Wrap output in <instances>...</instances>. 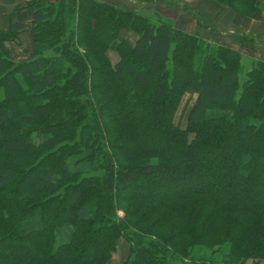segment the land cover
I'll use <instances>...</instances> for the list:
<instances>
[{"label":"trees","instance_id":"obj_1","mask_svg":"<svg viewBox=\"0 0 264 264\" xmlns=\"http://www.w3.org/2000/svg\"><path fill=\"white\" fill-rule=\"evenodd\" d=\"M12 16L0 29V264H106L121 237L125 264L264 259L263 59L241 84L238 48L104 0H28ZM29 22L31 55L16 60L7 42Z\"/></svg>","mask_w":264,"mask_h":264},{"label":"rangeland","instance_id":"obj_2","mask_svg":"<svg viewBox=\"0 0 264 264\" xmlns=\"http://www.w3.org/2000/svg\"><path fill=\"white\" fill-rule=\"evenodd\" d=\"M105 1V0H104ZM217 2H219L218 0H215ZM109 2V1H108ZM170 3H173L175 5H177L180 8V13H181V17H175V18H169L165 15H163L165 18H167V20H169L171 22V24L174 27L177 28H181L183 30L192 32L191 29H198V31H194V32H198L199 34H201L203 37L205 36H209L212 37L213 40L212 42L214 43H220V44H224L227 46H231V47H236L239 50H241L244 54V57L242 59V64L240 67V83L243 84V82L246 80L247 78V73L250 69H252L254 62L257 61L258 59H263L264 60V55L261 53L259 54L257 50V47L262 45L260 43H255L254 41H244L245 39L243 38V30L239 29V28H232L235 27L234 25H230V26H226L224 29H220V28H212L211 29H207L206 30V21L204 20V16L200 11H197L192 5V2L190 1H186V0H169ZM220 4H222L221 2H219ZM223 5V4H222ZM225 6V5H223ZM227 7V6H225ZM229 9H231L230 7H228ZM233 10V9H231ZM230 10V11H231ZM139 11V10H138ZM234 12L242 15L241 13L233 10ZM141 12V11H140ZM155 11H149L148 15L154 13ZM143 13V12H142ZM145 14V13H144ZM230 18L234 19V17L232 15H229ZM243 16H247V15H243ZM156 17V16H153ZM251 17V16H250ZM155 19V18H154ZM157 20V18L155 19ZM28 26L31 29L32 26V22L28 23ZM219 27V26H218ZM124 30V31H123ZM121 32V39L125 38L126 39H130L129 33H132L131 30H127V29H123ZM203 33V34H202ZM21 35L18 37L17 40L15 41H8L7 44L9 45L10 48H12L10 45H15V44H21L22 39H21ZM255 36V35H254ZM257 37V36H255ZM206 38V37H205ZM258 38V37H257ZM210 40V39H208ZM211 41V40H210ZM32 50H27L25 55L23 56H15V54H13L12 49H11V53L13 55V58L16 60H20V59H28V57L31 55ZM110 60L112 61L113 64H115L116 62L119 61L120 59V55L118 54L117 51L115 50H108L107 52ZM26 57V58H25ZM198 98V89L195 87H190L187 92L185 93L183 100L177 110L176 116H175V123L176 124H180L182 128H186L188 125V115L189 112L191 111V109L193 108L196 100ZM194 137V134L191 133L190 134V138L192 139ZM166 140L164 142V145H166ZM195 179V184H198V180ZM167 188L161 189L159 191V193L161 195H164L166 192ZM143 190H139L137 189V187L132 188L130 190V192L134 193V192H139V193H144L142 192ZM222 200L224 199L225 201H230L233 199H239V196H233V194H230V196H223L221 198ZM123 211L119 210L118 212V216H123ZM14 246L21 248L29 253H31L32 255H37L36 254V249H34V246H31L28 248V245L26 247L25 243H15ZM22 246V247H21ZM131 251H132V242H130L126 237H121L118 240L117 243V249L116 251H114L112 253V257L110 258V260L106 263V264H125L126 261L130 258L131 256ZM15 255H18L16 253L15 248H13L12 250V254L10 253V255H8L9 259L15 258ZM16 259V258H15ZM13 259V260H15ZM16 260H19L18 258ZM181 264V263H178ZM240 264H264V259H248L246 262L244 263H240Z\"/></svg>","mask_w":264,"mask_h":264},{"label":"crops","instance_id":"obj_3","mask_svg":"<svg viewBox=\"0 0 264 264\" xmlns=\"http://www.w3.org/2000/svg\"><path fill=\"white\" fill-rule=\"evenodd\" d=\"M28 0H0V29H9L12 22L14 21L12 13L13 11L24 5ZM116 5L137 9L143 13H148L149 11H155L163 14L169 18L181 17L180 8L170 3L169 0H105ZM176 1V0H175ZM180 1V0H179ZM191 1L192 6L200 11L204 20L206 21V30L212 28L224 29L226 26L234 25L232 28H239L243 32H251L264 42V11L258 17H250L240 15L228 7L223 6L215 0H186ZM231 10V11H230ZM232 15L234 19L230 18ZM31 23V22H30ZM219 26V27H218ZM224 27V28H223ZM124 31V30H123ZM122 31V32H123ZM192 32L198 31V29H191ZM129 33L130 42L135 43L138 38L136 32L131 31ZM203 34V33H202ZM207 39L213 40L212 37L205 36ZM126 38V37H125ZM21 44L10 45L13 54L15 56L25 55L27 50H32L33 48V33L28 26L21 35ZM258 53L264 55V44L257 47ZM30 57V56H29ZM28 57V58H29ZM26 58V57H25Z\"/></svg>","mask_w":264,"mask_h":264}]
</instances>
